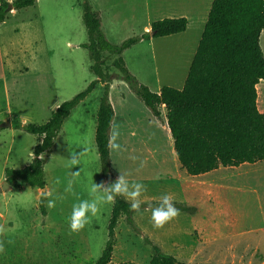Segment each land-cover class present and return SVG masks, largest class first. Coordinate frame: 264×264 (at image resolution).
Instances as JSON below:
<instances>
[{
	"label": "rangeland",
	"instance_id": "374dc122",
	"mask_svg": "<svg viewBox=\"0 0 264 264\" xmlns=\"http://www.w3.org/2000/svg\"><path fill=\"white\" fill-rule=\"evenodd\" d=\"M88 1L92 9L99 13L101 30L111 43L119 44L129 37L142 34L147 14L139 11L140 0ZM82 4L83 0H37L34 7L11 13L7 23L0 26L1 44L11 57L10 47L13 50V44H10V40L15 24L28 17L38 16L46 42V49L40 53V57L49 64L52 71L50 76L37 80H20L15 84L4 82L0 75V116L9 111L16 116L12 119H17L23 124H43L49 119L56 103L61 104L70 100L96 80L90 71L92 62L88 52L81 47L87 42L82 20ZM203 5L205 4H201L200 11ZM199 15L195 13L189 16L190 26L185 34L155 38L153 43L145 40L125 50L122 59L129 71L144 85L150 83L156 86L160 83L162 86L178 87L179 81L186 77L191 62L190 56L203 30L200 23L203 24L204 19ZM263 30L259 44L264 55ZM104 54L106 55L104 70L114 78L119 74L112 66L115 57ZM153 68L159 70L158 76L155 75ZM114 80L108 91V100L112 108L119 113L120 97L124 95L123 107H130L142 119L147 120L150 113L142 101L125 82L120 79H112L111 82ZM263 87L264 83L261 84L259 94L257 93V108L262 113H264ZM103 91L102 84L95 85L91 93L73 109L63 123L51 151L43 155L46 183L43 190L46 193L45 214L42 215L38 207L40 190L30 188L21 182H17V187L9 186L7 190H0V224H5L10 229L4 237H0L6 241L5 252L0 254V264H95L100 257L107 241L112 204L102 205L100 213L78 233L71 231L69 218L73 204L90 198L89 187L92 180L98 184L104 183L94 139L96 128L94 111L97 112ZM159 111L165 113L163 107H160ZM137 128L141 137V143L137 145L143 147L145 144L154 145L163 157L167 155L169 138L165 132L156 130L155 138L150 137L149 132L155 129L146 121ZM37 142V136L21 129L6 127L0 132V189L5 183L4 170L20 169L28 165ZM84 149L88 151L81 158V164L77 167L69 165V154L75 152L79 154ZM112 155L114 167L117 169L119 163L116 153L112 152ZM138 163L140 164V161ZM80 170L82 171L79 177L72 176V172ZM58 178L60 184L56 183ZM70 179L74 181L73 192L66 193L64 189ZM209 179H215L227 187L228 191L224 192L223 196L231 206L234 207L238 203L248 206L250 204V207L253 204L257 206L259 212L256 221L259 228L253 234L235 237L231 225L227 224L225 232H219L215 227L217 232L208 234V239L203 241L197 253L198 263L264 264V161L243 164L232 169L223 168L222 171L212 174ZM48 199L56 200L55 207H47ZM215 204L217 203L211 199V205L216 206ZM249 214L250 212L247 213ZM123 227L124 225L122 227L118 225L116 229L118 237L111 264L124 262L146 264L147 258H139L140 248L146 243L143 240L137 245L135 242L122 240ZM7 240H12L13 243L7 244Z\"/></svg>",
	"mask_w": 264,
	"mask_h": 264
},
{
	"label": "trees",
	"instance_id": "16d2710c",
	"mask_svg": "<svg viewBox=\"0 0 264 264\" xmlns=\"http://www.w3.org/2000/svg\"><path fill=\"white\" fill-rule=\"evenodd\" d=\"M36 1L0 0V24L10 11L32 7ZM82 20L87 42L81 47L88 52L92 62L90 71L96 80L61 103L43 124H23L17 119L10 122L11 128L37 136L38 142L32 152L34 159L32 156L31 162L20 169L6 168L4 182L11 187H17V182H21L40 190L38 207L42 215L45 214L46 193L43 190L46 183L40 155L51 151L64 121L98 83L103 85L104 91L96 112L95 146L104 183L114 182L107 147L109 123L114 114L108 100L112 79L125 82L156 118L160 117L159 108L164 107L175 156L187 175L199 176L219 168H237L264 161V113L257 108L256 92V85L264 81V55L259 44L264 29V0H212L182 89L163 86L158 94L129 72L121 55L141 41L185 32L186 18L155 21L148 32L129 37L119 44L107 40L101 30L99 13L92 9L88 0H83ZM104 53L115 57L112 66L119 74L114 78L104 70ZM159 203H142L141 210ZM173 203L181 212L191 215L195 212L194 208ZM133 213L123 196L112 203L107 241L95 264H111L120 219L151 247L148 264H184L164 254L145 237L135 226Z\"/></svg>",
	"mask_w": 264,
	"mask_h": 264
},
{
	"label": "crops",
	"instance_id": "0c3cea01",
	"mask_svg": "<svg viewBox=\"0 0 264 264\" xmlns=\"http://www.w3.org/2000/svg\"><path fill=\"white\" fill-rule=\"evenodd\" d=\"M140 1L139 11H142L143 14H147L143 32H148L153 22L167 18H186V32L190 26L188 18L195 13L200 14L199 17H202L205 23L212 2V0ZM202 3L205 5H203V9L200 11ZM11 13L15 14V10L8 13L5 21L1 23L0 26L7 23V18ZM204 23H200V28L202 25L204 26ZM13 30L14 32L10 40V44H13V50L10 47L12 53L11 57H9L7 49L3 48L4 46H2L3 44H1L0 41V75L4 82L15 84L20 80H37L50 76L52 71L49 68V64L40 57V53L46 49V42L39 17L32 16L22 20V22L15 24ZM185 32L181 34H185ZM1 34L0 32V37ZM181 34L173 36H179ZM153 41L154 39L147 40L149 43H153ZM195 50L190 56L191 60ZM105 56L106 55L103 54V59ZM125 66L129 70L126 63ZM130 73L135 76L132 72ZM135 78L138 80L137 76H135ZM184 80L185 79H181L178 87L175 89H182ZM113 82H115V80L109 84V90ZM145 86L156 94H158L161 87H163L160 83L156 86L145 83ZM120 98L121 109L119 113H117L113 108V120L121 124L119 143H121L127 151L120 154L116 153L119 165L118 168L115 169L112 151L109 149V162L114 181L119 177L120 173L131 172V175L128 177L129 180L143 183L147 187V192L140 198L143 203L160 202L159 198L162 195L170 194L173 197V202L184 204L195 209V213L192 215L180 211L181 215L177 219L166 224L162 229H157L153 226L150 209L134 212L132 216L134 224L145 237L157 245L164 254L173 256L178 262L199 264V259L196 258L197 253L201 249L203 241L205 242L208 239V234L216 231L215 227L218 228L217 230L219 232H225L227 224L231 225L233 227V236L235 237L246 235L247 233L253 234L258 230L259 225L256 221V216L258 215L259 209L257 206L253 204L250 207V204L248 206L243 203H238L234 207L231 206L223 196L224 192L228 191L227 187L219 184L215 179H209L212 174L222 171L223 168L199 176L187 175L185 171L181 169L175 156L165 113H160V117L156 118L148 109L150 115L147 117V120H144L130 107H123V105H125L124 95ZM59 105L60 103H56L52 112ZM94 115H96V111H94ZM13 117L16 116H13L12 113L7 111L1 114L0 121L2 123L11 122ZM144 121L153 125L155 129L149 132L148 135L150 137L155 138V134L157 133L156 130H158L159 132H165L169 138V149L165 157L157 152L154 145L147 146L145 144L144 147L139 144L137 145V143H141V137L137 127L141 126ZM4 128L6 127L1 125L0 132H2ZM130 156H137L139 159L133 161L129 158ZM141 160H145L148 165H146L145 169L143 168L137 172L136 169L139 167L138 161ZM211 199L217 203L215 204L216 206L211 205ZM125 200L128 201L126 198ZM251 211H253V213H251ZM249 212L250 214L247 215ZM227 216L230 218H227ZM118 225H121V227L124 225V227L121 228L122 240L135 242L137 245L141 244L140 241H143V239L134 235L125 225L123 219H120ZM115 234L116 237H118L116 231ZM148 247L151 249L147 244L144 245V247L141 246L139 254V258H147L146 264H148L152 256V250L150 251Z\"/></svg>",
	"mask_w": 264,
	"mask_h": 264
},
{
	"label": "clouds",
	"instance_id": "9594fccd",
	"mask_svg": "<svg viewBox=\"0 0 264 264\" xmlns=\"http://www.w3.org/2000/svg\"><path fill=\"white\" fill-rule=\"evenodd\" d=\"M110 134L107 142V147L114 153L120 154L127 151V149L119 143L121 136V124L115 120L109 123ZM88 149H84L79 154L70 153L68 158V163L71 166H78L81 164V158L84 157ZM53 157H51L52 160ZM130 159L136 161L139 159L137 156H130ZM34 159V155H33ZM40 159H43V154L40 155ZM146 165L145 160H141L139 167L136 171H140ZM81 171L72 172L73 177H79ZM131 172L120 173L119 177L111 183L105 184L92 183L89 187V199L79 200L77 203L73 204L72 212L69 218V226L72 232H81L85 229L87 225L91 223L92 218L96 217L104 204H112L115 202L117 197L123 196L130 202V210L134 212L141 211V206L143 201L140 199L141 196L147 192V187L143 183L137 182L135 180H129ZM60 184L61 181L58 178L56 181ZM73 180L67 181V186L64 191L66 193L73 192ZM57 199H63V197H57ZM160 203L156 207H151V221L153 226L157 229H162L164 226L171 221L177 219L180 215V209L176 208L173 203V197L170 194H164L160 198ZM56 205L55 199H48L47 207L53 208ZM10 231L5 224H0V237H4L5 234ZM6 241L0 238V254L5 252ZM12 240H7V244H12Z\"/></svg>",
	"mask_w": 264,
	"mask_h": 264
},
{
	"label": "bare ground",
	"instance_id": "6f19581e",
	"mask_svg": "<svg viewBox=\"0 0 264 264\" xmlns=\"http://www.w3.org/2000/svg\"><path fill=\"white\" fill-rule=\"evenodd\" d=\"M263 32H264V30H263ZM262 36H263V35H261V38H262ZM153 71L155 72V75L158 76V71H159V70H158L157 68H155V69L153 68ZM168 71H169V70H168ZM155 75H154V76H155ZM262 83H264V81H260L259 84L256 85V92H257L258 94H259V92H260V87H261V84H262ZM263 88H264V87H263ZM258 166H259V165H258ZM246 167H247V165H246ZM246 169H248V167H247ZM249 169H250V168H249ZM184 264H185V263H184Z\"/></svg>",
	"mask_w": 264,
	"mask_h": 264
},
{
	"label": "water",
	"instance_id": "95a60500",
	"mask_svg": "<svg viewBox=\"0 0 264 264\" xmlns=\"http://www.w3.org/2000/svg\"><path fill=\"white\" fill-rule=\"evenodd\" d=\"M10 9V7H9ZM3 127H11V124L9 122H5L2 124ZM9 188V185L7 183L3 184V187L0 190H7Z\"/></svg>",
	"mask_w": 264,
	"mask_h": 264
}]
</instances>
